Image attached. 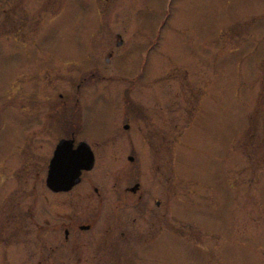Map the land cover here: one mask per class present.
Returning a JSON list of instances; mask_svg holds the SVG:
<instances>
[{
  "label": "rangeland",
  "instance_id": "obj_1",
  "mask_svg": "<svg viewBox=\"0 0 264 264\" xmlns=\"http://www.w3.org/2000/svg\"><path fill=\"white\" fill-rule=\"evenodd\" d=\"M14 38L29 45L24 50ZM54 57L62 58L57 91L91 73L93 91L127 88L129 101L152 109L177 103L162 109L166 120L151 119L165 132L164 150L123 158V171L112 158L97 157L92 170L99 189L138 177L161 201L156 208L152 198L145 200L154 215L139 230L141 237L149 229L151 239L140 243L137 264H264V0H0V168L9 167L6 172L21 165L20 140L35 127L28 114L41 102L37 68L53 66ZM137 70L138 82L127 81ZM183 90L197 116L179 135ZM93 91L83 134L99 147L113 114L97 111L115 100ZM33 154L28 164L40 163ZM12 171L7 180L0 174L4 231L3 204L11 218L21 209L47 217L40 200L26 199L16 185L17 199L10 195ZM167 189L170 208L158 220ZM49 205L60 211L63 204ZM138 217L141 225L140 211ZM15 255L7 252L0 261L22 264Z\"/></svg>",
  "mask_w": 264,
  "mask_h": 264
},
{
  "label": "flooded vegetation",
  "instance_id": "obj_2",
  "mask_svg": "<svg viewBox=\"0 0 264 264\" xmlns=\"http://www.w3.org/2000/svg\"><path fill=\"white\" fill-rule=\"evenodd\" d=\"M114 36L117 38L115 44L120 46L121 35L115 33ZM11 41H22L18 44L24 50V47L29 45L24 43V39L21 38H14ZM29 43L32 48L37 44L32 40ZM111 52L113 51L109 49L110 54ZM104 59L108 60V58ZM60 60L62 58L54 57L53 61L51 60L53 66H46L44 62L37 68V74L42 84H37L36 90L39 92L35 93L38 94L41 102H38L37 107L31 108V112L28 114L35 122L36 129H34L35 127L29 129L25 136H22L20 140L21 165L10 168L9 171L13 170L12 172L15 174V181L12 179L7 181L8 192H12L10 195L14 199H17V192H14L16 185L17 190L21 191V195H24L26 199L27 197L31 198L32 202L40 200V211L45 212L47 217L44 218L41 213H36L37 219H35L33 213L28 212V209L24 211L21 209L18 218L15 216L11 218V215L8 214L10 210L3 204L5 218L9 223L6 226V231L0 223V255L16 252L12 259L20 260L22 264H137L140 243L147 244L151 239L147 234L149 229L143 231L144 235L141 237L139 231L145 225L150 227L152 222L149 223L148 219L149 217L153 218L154 215L145 200L152 198L156 208H160L161 201L157 197L154 199L144 191L138 177H135L131 183L124 184L115 181L104 190L99 189L92 183V170L97 162V157L112 158L116 164L120 163V168L123 171V158L132 161L136 159L137 155H140L142 150L143 152L147 150L146 153L148 150L151 153V149L154 151L164 150V145L167 146L165 132L159 131L151 119L166 120L162 109L171 111L173 108L176 109L177 103L173 102L172 104L171 101H167L164 103V108L152 109L142 104L143 107H141L139 101L136 103L129 101L126 96L127 88H116L113 92L94 88L96 91H93V87L88 83L93 75L91 73L89 76H82L78 83L70 81V86L57 91L59 88H56L54 80L59 75ZM137 71L134 76L128 77L127 81L132 79V82H138L140 71ZM103 76L101 74L98 79L103 80ZM47 80H49V84L44 85ZM92 91L94 96L112 97L115 100V102L110 101L108 104L102 105V110L99 108L100 111H97L100 114L103 112V117L110 112L113 114L111 118L113 121L109 127L110 134L103 136L102 141L105 140V142L100 143L99 147L83 134L85 129L83 112L88 115L85 106H88ZM182 95L185 103L179 107L183 111L184 118H182L183 124L177 132L179 135L182 134L181 131L187 125V121L190 119L194 121L197 116L196 109L192 111L186 106L187 92L183 90ZM111 104L113 106L109 110L107 106ZM117 121L122 122L120 126L122 129H118ZM169 128L172 131V123H169ZM169 136L171 138L170 134ZM59 141H64L60 151L65 155L66 164L54 167L59 175L54 177L55 185L50 186L46 182L49 161L54 155ZM80 142L87 144L93 159L92 165L89 169L81 168L78 180L69 184L74 172L73 165H70V159ZM154 142H158L160 147H157L161 148L160 150L156 148ZM43 146L47 147V150L42 154L33 151V149ZM33 153L37 160L41 156L40 163L28 164L29 157H32L31 160L34 159ZM66 155H69V158ZM6 169L9 167L0 168L2 180L10 178V172H6ZM53 187L61 188L54 189ZM78 189L81 190L78 191ZM163 200V210L157 214L158 220L165 218V214L170 208L168 189L164 192ZM141 201L145 202L146 206H141ZM49 204L54 207L63 204L60 210L62 213L59 208H57L58 211L51 209ZM124 210H128V212L124 213ZM139 211L141 225L139 224ZM11 213L14 214V212ZM0 216H4V213L0 212ZM158 228H161V225ZM141 247L145 249V245ZM2 260L0 264H3Z\"/></svg>",
  "mask_w": 264,
  "mask_h": 264
},
{
  "label": "water",
  "instance_id": "obj_3",
  "mask_svg": "<svg viewBox=\"0 0 264 264\" xmlns=\"http://www.w3.org/2000/svg\"><path fill=\"white\" fill-rule=\"evenodd\" d=\"M64 141H59L56 146V151L54 155L51 157L49 161V171L46 179L47 184L50 186H54V177H58L59 173L55 171L54 167H59L60 165L66 164V159L64 153L60 151V147H62ZM69 158V155H66ZM67 158V160H68ZM92 155L91 152L85 142H80L76 148L74 149V154L71 156L70 165L74 167V172L71 175L72 179L69 184H72L78 180V173L81 168L89 169L92 165ZM61 188V187H53Z\"/></svg>",
  "mask_w": 264,
  "mask_h": 264
}]
</instances>
